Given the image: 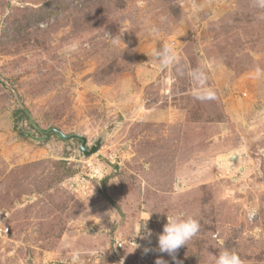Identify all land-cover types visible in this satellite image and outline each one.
Listing matches in <instances>:
<instances>
[{
    "label": "rangeland",
    "instance_id": "374dc122",
    "mask_svg": "<svg viewBox=\"0 0 264 264\" xmlns=\"http://www.w3.org/2000/svg\"><path fill=\"white\" fill-rule=\"evenodd\" d=\"M164 44L179 60L161 70ZM53 127L101 146L84 155ZM166 213L200 222L176 260L158 250ZM224 249L264 264L258 0H0V264H214Z\"/></svg>",
    "mask_w": 264,
    "mask_h": 264
},
{
    "label": "clouds",
    "instance_id": "9594fccd",
    "mask_svg": "<svg viewBox=\"0 0 264 264\" xmlns=\"http://www.w3.org/2000/svg\"><path fill=\"white\" fill-rule=\"evenodd\" d=\"M258 4L260 7L264 8V0H258ZM116 42L117 41L113 40V43ZM78 48L79 45L77 43H69L61 49L60 54L68 55L75 53L78 51ZM150 55L159 60V67L161 70L170 69L179 60L177 52L169 44H164L160 49H153ZM166 215L167 222L163 225V231L158 234V250L161 253L169 254L172 256L173 260H176V253L178 250L182 246H187L193 237L200 231V222L190 215L178 214L171 217L167 213ZM147 220L143 222L137 234L142 235L145 239L151 236V230L147 228ZM141 229H144L143 233H141ZM150 250L151 249L148 247L143 249L145 254ZM155 264H167V261L162 257H157ZM214 264H242V260L236 252L224 249L216 256Z\"/></svg>",
    "mask_w": 264,
    "mask_h": 264
},
{
    "label": "water",
    "instance_id": "95a60500",
    "mask_svg": "<svg viewBox=\"0 0 264 264\" xmlns=\"http://www.w3.org/2000/svg\"><path fill=\"white\" fill-rule=\"evenodd\" d=\"M40 129V128H39ZM41 132H43L45 135H48L52 132H56L58 134H60L62 137L64 138H80V140L82 141L81 142V145H80V152L82 154H91L93 152H95L97 149L100 148L101 146V143H102V138L99 137L97 138V140H95V142L93 144H91L89 146V148H87V145H88V138L84 135H80V134H72V135H67L65 132H63L62 130L56 128V127H53L51 128L50 130H42L40 129ZM236 157V156H233V158Z\"/></svg>",
    "mask_w": 264,
    "mask_h": 264
},
{
    "label": "built area",
    "instance_id": "2783aa9c",
    "mask_svg": "<svg viewBox=\"0 0 264 264\" xmlns=\"http://www.w3.org/2000/svg\"><path fill=\"white\" fill-rule=\"evenodd\" d=\"M117 245H118V246H122V242H119V241H118V243L116 244V247H118Z\"/></svg>",
    "mask_w": 264,
    "mask_h": 264
}]
</instances>
